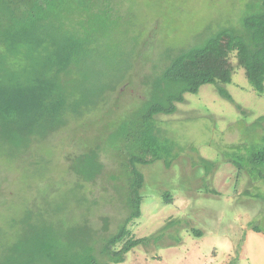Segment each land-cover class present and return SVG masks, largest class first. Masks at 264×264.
Returning <instances> with one entry per match:
<instances>
[{"label": "rangeland", "instance_id": "rangeland-1", "mask_svg": "<svg viewBox=\"0 0 264 264\" xmlns=\"http://www.w3.org/2000/svg\"><path fill=\"white\" fill-rule=\"evenodd\" d=\"M47 1L46 8L61 11L60 23L73 21L66 11L78 7V0ZM258 1L115 0L114 28L104 41L110 44L106 54L122 59L100 61L99 67L112 76L107 82L128 81L133 87L121 91L144 100L143 77L158 73L167 54L200 44L220 27L239 25ZM6 24L0 18V30ZM135 54L131 73L136 80L129 75L131 61L124 58ZM230 63L232 83L222 86L234 103L206 84L197 94H185L175 114L154 118L169 138L196 151L183 152L169 168L160 161L135 167L144 177L143 200L140 217L127 229L146 240L120 264H264V181L247 171L250 152L264 135V123L255 124L264 116V93L251 88L234 56ZM123 103L124 108L129 104L125 98L113 101L115 108ZM137 105L131 100L122 117ZM90 130L71 124L25 146L0 142V264L107 261L103 243L128 213L106 176L84 182L66 162L84 150L82 140L91 137ZM200 159L213 164V171L206 175ZM231 160H238L242 170ZM102 162L105 173L113 174L112 158L102 155ZM166 192L170 204L162 199Z\"/></svg>", "mask_w": 264, "mask_h": 264}, {"label": "trees", "instance_id": "trees-1", "mask_svg": "<svg viewBox=\"0 0 264 264\" xmlns=\"http://www.w3.org/2000/svg\"><path fill=\"white\" fill-rule=\"evenodd\" d=\"M48 2L0 0V18L7 22L0 30V142L20 147L43 141L71 124L90 127L91 137L82 140L84 150L66 157V162L84 182L106 176V184L112 183L115 197L128 213L102 249L107 261L101 264H120L146 240L134 238L127 229L130 221L140 217L143 200L144 177L135 167L160 161L169 168L183 152L196 151L169 138L154 118L175 114L185 94H197L206 84L215 85L222 99L234 103L222 86L232 83L231 56L251 88L258 95L264 93V0L254 2L239 25L220 27L200 44L167 54L158 73L143 77L144 100L126 89L121 91L132 86L128 81L120 86L107 82L112 76L99 67L100 61L114 64L122 59L106 54L110 44L105 41L114 28L115 0H78V7L66 11L72 13L73 21L65 24L60 23L59 9L46 8ZM135 56L124 57L125 62L131 61L132 78ZM124 98L129 104L115 108L113 101ZM131 100L138 105L122 117ZM107 117L109 121L101 127L100 121ZM261 123L264 116L255 122ZM261 137V143L250 152L247 171L251 177L257 174L255 180L264 181V135ZM106 154L115 165L109 175L102 162ZM200 162L206 175L213 171V164L204 159ZM231 162L242 170L238 160ZM162 199L166 204L172 201L168 192ZM252 230L262 233L259 227ZM191 232L202 235L199 230ZM86 264L99 263L90 260Z\"/></svg>", "mask_w": 264, "mask_h": 264}]
</instances>
